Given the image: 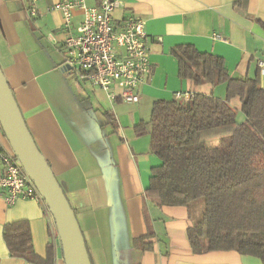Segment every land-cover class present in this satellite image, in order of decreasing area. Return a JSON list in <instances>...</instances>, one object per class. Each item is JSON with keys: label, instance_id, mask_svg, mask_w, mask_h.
Returning <instances> with one entry per match:
<instances>
[{"label": "crops", "instance_id": "1", "mask_svg": "<svg viewBox=\"0 0 264 264\" xmlns=\"http://www.w3.org/2000/svg\"><path fill=\"white\" fill-rule=\"evenodd\" d=\"M61 0H39L32 17L29 0H0V65L40 152L73 209L95 264H261L234 251L192 253L187 207L158 208L145 197L151 171L160 164L150 149L153 105L186 101V93L225 100L226 84L197 86L181 80L171 54L181 45L223 58L232 78H254L264 62V0H119V22L131 13L145 22L152 73L138 90L140 102L113 101L91 81L65 67L62 15L50 8ZM94 6L95 2H87ZM83 19L75 13L74 26ZM221 40H215L214 35ZM262 86L264 77L261 76ZM245 121L239 98L230 102ZM108 113L109 116L104 114ZM145 125L144 132L137 128ZM1 133V132H0ZM0 141L7 145L0 134ZM125 224L118 222L120 213ZM27 221L34 249L46 257L49 223L42 204L0 198V264H30L10 256L4 226ZM154 232L151 251L133 248V239ZM55 264H65L61 245Z\"/></svg>", "mask_w": 264, "mask_h": 264}, {"label": "trees", "instance_id": "2", "mask_svg": "<svg viewBox=\"0 0 264 264\" xmlns=\"http://www.w3.org/2000/svg\"><path fill=\"white\" fill-rule=\"evenodd\" d=\"M264 27V25H263ZM181 80L200 86L226 84V99L194 94L186 101H157L153 105L150 149L160 161L151 171L146 199L158 208L187 207V230L193 254L234 251L264 264V86L254 78H232L223 58L201 53L192 45L171 52ZM239 98L245 121L230 102ZM109 116L108 113L104 114ZM145 125L137 128L144 132ZM5 136V135H4ZM217 139L212 147L209 141ZM80 221L79 213L73 209ZM9 254L30 264H55L51 244L45 258L37 255L30 224L4 226ZM154 232L134 238L133 248L151 251ZM86 245L94 263L87 240Z\"/></svg>", "mask_w": 264, "mask_h": 264}, {"label": "built area", "instance_id": "3", "mask_svg": "<svg viewBox=\"0 0 264 264\" xmlns=\"http://www.w3.org/2000/svg\"><path fill=\"white\" fill-rule=\"evenodd\" d=\"M89 1L95 5L88 6ZM120 7L122 2L119 0H61L50 11L60 13L64 19L66 37L62 49L64 65L69 72L91 81L113 101L138 104V90L149 81L152 73L150 39L141 18L131 13L119 22L114 18L115 10ZM29 11L32 17L38 15L39 0H29ZM78 11L83 13V19L74 26ZM214 39L222 38L216 34ZM258 67L264 77V62H259ZM178 97L190 98L186 93H180ZM9 146L0 141V198L7 205L18 200H35L42 204L48 218L50 241L57 249L60 238L54 218L34 181Z\"/></svg>", "mask_w": 264, "mask_h": 264}, {"label": "water", "instance_id": "4", "mask_svg": "<svg viewBox=\"0 0 264 264\" xmlns=\"http://www.w3.org/2000/svg\"><path fill=\"white\" fill-rule=\"evenodd\" d=\"M0 125L54 218L65 264H92L76 214L30 133L1 65Z\"/></svg>", "mask_w": 264, "mask_h": 264}, {"label": "rangeland", "instance_id": "5", "mask_svg": "<svg viewBox=\"0 0 264 264\" xmlns=\"http://www.w3.org/2000/svg\"><path fill=\"white\" fill-rule=\"evenodd\" d=\"M242 116H243V114H242ZM0 132H1V135L3 136V138H5L7 145L9 146L10 144H9L7 138L4 136V133L2 132L1 125H0ZM209 145L212 147H217L219 145V140H217V139L211 140V141H209ZM118 222L122 225L125 224V216H124L123 212L120 213V217L118 219Z\"/></svg>", "mask_w": 264, "mask_h": 264}]
</instances>
